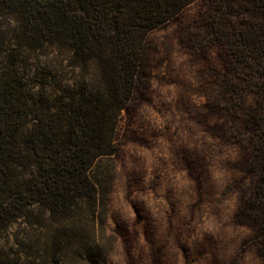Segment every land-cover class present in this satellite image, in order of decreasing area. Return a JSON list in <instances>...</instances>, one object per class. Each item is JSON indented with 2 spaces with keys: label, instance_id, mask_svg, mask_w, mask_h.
<instances>
[{
  "label": "trees",
  "instance_id": "trees-1",
  "mask_svg": "<svg viewBox=\"0 0 264 264\" xmlns=\"http://www.w3.org/2000/svg\"><path fill=\"white\" fill-rule=\"evenodd\" d=\"M193 1L0 0V264H108L101 162L149 76L148 34ZM245 1L239 25L228 26L224 4L209 25L228 70L244 71L226 82L253 176L237 214L257 224L264 258V0ZM250 94L254 104L242 109ZM10 237L16 250L2 245Z\"/></svg>",
  "mask_w": 264,
  "mask_h": 264
},
{
  "label": "rangeland",
  "instance_id": "rangeland-1",
  "mask_svg": "<svg viewBox=\"0 0 264 264\" xmlns=\"http://www.w3.org/2000/svg\"><path fill=\"white\" fill-rule=\"evenodd\" d=\"M229 1L194 0L148 34L149 76L119 117L113 155L101 162L108 264H264L257 224L237 214L253 176L242 111H228L226 82L240 83L244 71L228 70L209 25L220 4L232 13L228 26L239 25L247 2ZM254 102L250 94L241 108ZM12 241L3 247L16 250Z\"/></svg>",
  "mask_w": 264,
  "mask_h": 264
}]
</instances>
